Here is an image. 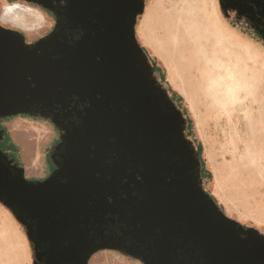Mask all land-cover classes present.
I'll list each match as a JSON object with an SVG mask.
<instances>
[{
	"label": "water",
	"instance_id": "95a60500",
	"mask_svg": "<svg viewBox=\"0 0 264 264\" xmlns=\"http://www.w3.org/2000/svg\"><path fill=\"white\" fill-rule=\"evenodd\" d=\"M25 1L56 24L32 44L0 25V118L62 132L42 180L0 150V202L30 228L33 264H87L105 248L144 264H264V239L198 185L181 116L134 37L140 0Z\"/></svg>",
	"mask_w": 264,
	"mask_h": 264
},
{
	"label": "rangeland",
	"instance_id": "374dc122",
	"mask_svg": "<svg viewBox=\"0 0 264 264\" xmlns=\"http://www.w3.org/2000/svg\"><path fill=\"white\" fill-rule=\"evenodd\" d=\"M14 2L21 8L5 13L3 3ZM140 2L134 37L156 85L181 116V136L197 163L200 189L226 217L264 239V0ZM0 25L32 44L52 30L55 18L25 0H0ZM212 57L225 59L223 68L231 69L235 98L219 94L223 69ZM0 128L10 139L3 151L25 178L51 173L61 132L48 119L16 114L1 120ZM0 223V264H33L39 250L28 236L30 228L2 202ZM87 264L144 263L124 248H105L93 252Z\"/></svg>",
	"mask_w": 264,
	"mask_h": 264
},
{
	"label": "bare ground",
	"instance_id": "6f19581e",
	"mask_svg": "<svg viewBox=\"0 0 264 264\" xmlns=\"http://www.w3.org/2000/svg\"><path fill=\"white\" fill-rule=\"evenodd\" d=\"M5 2V1H4ZM4 4V9H3V11L5 12V13H9V14H12V15H14L16 12H17V10L19 9V8H21V6H20V3L18 4V3H16V2H14V3H12V4H10V3H3ZM11 16V15H10ZM212 58H214V57H212ZM212 58H210V59H212ZM216 61H218V62H220L219 64V67H221L222 69H223V73L222 72H220V73H218L219 75H218V77H217V83H218V90H219V94L221 95L222 94V92H223V94L225 93L226 94V96L228 97L229 96V98H235L236 97V94H237V84H236V80H235V78H234V76H233V74H232V71H231V69L230 68H228V66L226 65V66H224V68H223V61H225V59H223V58H214ZM213 59V60H214ZM223 74V75H222ZM214 75H216V74H214ZM221 75L223 76V77H221ZM168 78L172 81V78L170 77V75L168 76ZM212 80L214 81V83H215V80L216 79H214V78H212ZM213 83V82H212ZM262 116H264V115H262ZM264 120V119H263ZM263 122V121H262ZM254 123V122H253ZM264 123V122H263ZM258 124V123H257ZM259 125V124H258ZM256 126L254 125L253 126V134L256 132ZM252 137L254 138V136L252 135ZM251 146L252 145H250V148H251ZM249 148V147H248ZM250 152L252 153V149H250ZM249 152V153H250ZM242 158V157H241ZM221 179V177H220V174H219V172H217L216 173V175H215V183H216V186L218 187L219 185H220V180ZM215 190L217 191V189L215 188ZM0 224H2V223H0ZM2 232H3V229L2 228H0V233L2 234ZM11 235V234H10ZM20 235V234H19ZM5 238L7 239V236H5ZM8 238H9V236H8ZM10 239V238H9ZM8 239V240H9ZM21 239V238H20ZM22 240V239H21ZM20 240V241H21ZM11 243V242H10ZM22 244V243H21ZM9 247V246H8ZM7 248V247H6ZM18 249V248H17ZM8 250H9V252H11V254H13V252H15V250H14V248H12V246L10 247V248H8Z\"/></svg>",
	"mask_w": 264,
	"mask_h": 264
},
{
	"label": "trees",
	"instance_id": "16d2710c",
	"mask_svg": "<svg viewBox=\"0 0 264 264\" xmlns=\"http://www.w3.org/2000/svg\"><path fill=\"white\" fill-rule=\"evenodd\" d=\"M5 118H7V117L0 118V121L3 120V119H5ZM0 131H1V134H0V150H1L2 152H4V151H3V147H4L6 144L10 143V139L7 137V135H5V130H4L3 128H0ZM7 157H8L9 159H11V156L8 155V154H7Z\"/></svg>",
	"mask_w": 264,
	"mask_h": 264
},
{
	"label": "flooded vegetation",
	"instance_id": "af4514ba",
	"mask_svg": "<svg viewBox=\"0 0 264 264\" xmlns=\"http://www.w3.org/2000/svg\"><path fill=\"white\" fill-rule=\"evenodd\" d=\"M30 3H32V4H34V5H37V4L33 3V2H30ZM37 6H39V5H37ZM39 7H40V6H39ZM41 8H42V7H41ZM42 9H44V8H42ZM44 10H46V9H44ZM46 11H48V10H46ZM48 12L51 13L50 11H48ZM51 14H52V13H51ZM52 15H53V14H52ZM53 16H54V15H53ZM54 18H55V16H54ZM55 24H56V19H55ZM54 26H55V25H54ZM54 26H53V28H54ZM53 28H52V29H53ZM51 31H52V30H51ZM31 116H32V115H31ZM35 116H37V115H35ZM54 127H55V126H54ZM59 131H60V130H59ZM60 132H61V131H60ZM61 136H62V132H61ZM60 141H61V139H60ZM59 143H60V142H59ZM59 143H58V144H59ZM58 144H57V145H58ZM57 145H56V146H57ZM53 162H54V161H53ZM54 169H55V164H54V168H53V170H54ZM53 170H52V171H53ZM52 171H51V172H52ZM50 174H51V173H50ZM50 174H49V175H50ZM49 175H48V176H49ZM48 176H47V177H48ZM45 178H46V177H45ZM45 178H43V179H45ZM40 180H42V179H40ZM32 181H33V180H32ZM34 181H36V180H34ZM243 229H245V228H243ZM239 235L242 236V234H239ZM263 242H264V241H263Z\"/></svg>",
	"mask_w": 264,
	"mask_h": 264
}]
</instances>
